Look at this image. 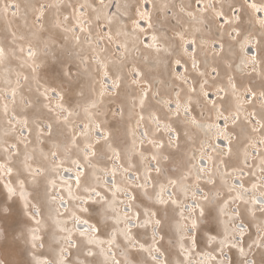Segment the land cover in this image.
Instances as JSON below:
<instances>
[{
    "label": "rangeland",
    "instance_id": "rangeland-1",
    "mask_svg": "<svg viewBox=\"0 0 264 264\" xmlns=\"http://www.w3.org/2000/svg\"><path fill=\"white\" fill-rule=\"evenodd\" d=\"M108 1L107 11L112 6L114 9L111 13L105 12V19L107 16L116 17L136 36L133 26L140 23L139 17L147 7L145 0H124L119 5L117 0L116 3L114 0ZM12 2L21 6L17 15H9V18L0 16V42L13 59L9 60L12 79H5L0 73L3 115L0 122V159L9 164L10 160L7 161L5 157L17 152L14 148L16 144L19 145L20 155L14 154L15 176L12 183L4 179L5 172L0 171V264L54 263L58 259V252H68L65 257L70 259L69 264H164L161 262L164 258L166 264H196L192 256L200 257L203 254L214 259L203 264H247L249 261L250 264H264V206L254 209L252 205L244 207L241 204L244 197V203H249L254 195L252 187L260 183L257 179L264 173V159L260 158L259 161L263 163L258 162L259 165L252 163V160L247 166L240 163L248 158L250 149L251 152L256 150L257 157L259 141L260 148L264 149V26L253 19L254 12L245 0H163L164 10L160 13L152 11L148 3L153 22L149 34L157 40L153 45L155 52L148 50L141 54L140 46L147 36H140L141 44L131 48L132 55L138 53L139 61L135 60L136 65L126 63L122 66V74L116 78L122 81L119 94H114L113 99L103 103L92 100V90L95 88L97 92L100 86L103 88V82L106 85L111 82L105 81L107 76L101 80L100 71L95 65L100 58L93 57V52L79 51L76 43L79 39L89 43L94 39L98 42L97 46L100 45L104 59L112 58L111 50H114L113 53L118 50L120 43L110 36L107 22L88 20L85 16L82 34L73 36L71 46H65L64 40L59 41L57 37L58 29L73 27L70 24L75 22L77 9L87 12L83 2L0 0V12L8 13L6 8H11ZM88 2L91 8L92 5L98 10L104 8L100 0ZM29 6L32 10L28 9ZM22 10L24 13L28 10L27 14H23V24L16 18L22 15ZM40 11L44 15L40 16ZM43 16L53 22L50 23ZM220 16L225 19L222 23ZM243 20L249 24L241 23ZM259 28L262 30L259 31ZM34 29L40 32L41 39H33ZM45 29H55L57 32L52 31L51 35ZM100 32L105 40L98 38ZM244 40H254L259 45V60L256 59L254 64L250 62L252 67L249 69L240 66L238 51ZM186 41H189L187 49L192 50L190 57L182 55L181 47L185 46ZM194 41L197 44L196 52L194 45L189 44ZM117 56H121L120 60L124 59L121 54L117 53ZM180 61L187 65V71L184 66L180 70L181 74L185 73L182 77L173 75L174 70L178 71ZM137 66L144 74L141 82H138L140 73ZM260 69L263 74L261 79L239 77L238 74L259 73ZM21 79L20 84L17 81ZM141 84H144L143 87ZM136 85L147 89L138 90ZM10 86L18 93L19 98L15 100L17 103L22 100L26 114L18 110L17 115L11 112L10 105L6 103L9 92H12ZM206 89L207 94L204 95ZM57 90L64 94L59 106L50 97L53 92L57 94ZM248 94L249 99L254 98L256 105L250 109L243 105ZM177 97L182 99L181 106L190 114L191 120L185 121H189L194 129H184L182 123L174 119L178 111L166 109L176 108ZM207 98L212 99L208 101ZM235 103H238L236 107ZM192 106L199 110L191 113ZM260 106L263 111L259 109ZM194 115L201 120L200 123L195 122ZM18 117L25 118L30 124V136L18 137V132H23ZM225 117L231 123L238 118L243 122L231 129L235 143L233 157L224 161L216 159L214 175L206 177L205 183L200 184L197 176L192 178L193 174L197 175L194 172L196 154L202 152L200 157H203L205 151L202 148H209L212 140L210 132L216 135V124L220 121L224 123ZM85 125L93 127L95 136L100 125L108 128L111 133L108 146L100 148L92 143ZM175 126L178 129L181 127L184 138L181 136L177 140L173 131ZM77 127L84 128L86 132L77 131ZM205 128L208 132H205ZM261 128L263 133L259 134ZM137 130V134L143 137L139 138L140 143L136 140L138 138H135L136 142L132 139ZM171 132L175 134L174 139ZM19 139L27 149L25 152ZM84 147L90 150V154L82 153ZM212 151L210 148L208 156ZM213 153L215 157L216 152ZM74 160L81 161L79 164L85 166L77 194L70 191L71 185L61 183L58 186V181H61L58 166L62 163L73 164ZM206 161L204 166L208 167ZM150 163L153 171L148 169ZM114 164L115 169L112 167ZM36 167L42 174L30 181L25 169L33 172ZM112 168L116 181L112 172H108ZM211 168L208 169L210 173ZM235 173L244 175L245 184L250 186L244 195L234 193L229 188ZM125 174L137 180L133 184L135 196L123 186ZM108 176L112 186L104 187L102 178L107 181ZM235 179L241 186L240 178H234L233 182ZM25 183L27 186H24ZM9 187L15 190L14 195L9 193ZM59 188L64 190L71 202L69 209L67 204L64 210L58 208L56 193ZM193 188L198 195L199 205L189 196ZM163 191L169 195L168 200L164 201V205H158ZM126 193L130 195L128 199H131L132 209L129 200L124 198ZM183 201L186 203L182 204ZM180 204L183 210L188 205L189 226L179 215ZM189 204L193 206L192 212ZM125 206L128 207L126 213L136 215L134 220H126L120 214ZM79 214L99 228L97 237L100 244L97 248L87 239L84 240L83 236L72 235L71 219ZM235 216L239 217L238 220H234ZM74 225L77 227L76 223ZM234 225L245 230L246 234L238 232L236 236L242 239L245 235L243 240H238L244 241L250 251L247 263L239 256L230 239L229 232ZM88 226L93 229L92 225ZM153 237H158L155 243ZM69 244H73V247L69 248ZM196 248L198 251H195ZM102 249L106 255L102 254ZM191 250L195 251L193 255ZM114 255L118 257L116 261L111 259Z\"/></svg>",
    "mask_w": 264,
    "mask_h": 264
},
{
    "label": "bare ground",
    "instance_id": "bare-ground-1",
    "mask_svg": "<svg viewBox=\"0 0 264 264\" xmlns=\"http://www.w3.org/2000/svg\"><path fill=\"white\" fill-rule=\"evenodd\" d=\"M117 1H118L117 4L119 5V4L123 3L124 0H117ZM145 1H147V3L145 2L146 3L145 6H147V7L144 8L146 11L143 10L142 11V14L140 15V17H139V18H141V20L139 21L140 23H137L136 26H133L134 30L137 32V35L136 36H133L132 33L128 31L127 27H125V25H123L116 17L113 18V17H108L107 16V20L105 19L106 18V14L109 11H110L109 13H111V11L114 9V6H112L111 9L107 11V8H108L110 2L109 1L106 2V0H100V3L102 4L101 6H104V8H102V9L100 8L99 10L96 7H94L93 5H92V8H91V4H90V7H89L88 6V4H89L88 0H80V2H83L85 4V6L87 7V12L86 11H83V10H79V9L76 10L75 22H73V24H70V25H73V27H75V28H73V27L70 26L68 30H60V29H58V36L57 37H58L59 41L60 40H64L65 46H66V44L68 46L69 45L71 46V42L73 40V36L81 35L82 34V32H83L82 29H83V26L85 25L84 20H86V19H88V20L89 19L90 20H100L101 22L102 21L103 22H107L108 27H109V34H110V36L114 40H116V42L119 41V43H120V46H117L118 47V50H115L114 53H113L114 50L113 49L111 50V57L112 58H109V60H108L107 58L104 59V57H103L104 53H101L100 52V45L97 46L98 42L95 41L94 39H92V42L91 43L85 42L82 39L77 40L76 46L79 49V51H81V52L87 51V53L93 52L92 53L93 54V57L98 56L100 58L99 62L96 60L97 63L95 65H97V68L100 71L101 80H103V76H107L108 77V80H109V83L111 82L110 84H107V85H106V82H103V85H104L103 88L100 86L99 87V90H97V92L94 91L95 90V88H94V90H92V93H91L92 100H97V102L100 101L99 103H103V102H105L107 100L109 101V100L113 99L114 98L113 97L114 94H116V95L119 94V92H120L119 89L122 87V81L121 80H117L116 78L119 75L122 74V66L127 65L126 63H134L135 64V60H138L139 61L140 57L139 58L137 57L138 56V53H137V55H132L133 53L131 51V48H132V46H135V45L139 44V39L141 38L140 36H142V35H146L147 36V37L144 38V41H143L144 44L140 46V48H141V54H143L144 51H148V50L151 53H154L155 52V48L156 47L154 48V46L156 45L157 40L156 39H153L152 36L149 34L150 32H152V29L151 28L153 27V22L151 20V18H152L151 13L149 12L150 9H148V3L150 4V8H151L152 11L153 10H156V11H158L160 13L161 11L164 10V2H163V0H159L158 2L156 0H145ZM114 2L116 3V0H114ZM12 3L13 4H12V7L11 8L10 7H7L6 8V12H8V13H6L7 15L4 14L5 12L4 13H1L0 12V16L8 17L9 18V15H10V17H12L13 15H17V13L20 11L19 8L21 6L18 3H16V2L15 3L12 2ZM93 8H95V9H93ZM28 9L29 10H32L31 9V6H29ZM21 12H22V15H19L18 17L16 16V18H18V20L20 21V23L23 24L24 23L23 14H27L28 13V10H27V13H24L23 10ZM105 12H106V14H105ZM223 13H221V14L223 15ZM149 14H150V16H149ZM39 15L42 16L44 14H42V11H40ZM262 15H264V14H262ZM85 16H87V18ZM224 16L228 17L227 14H225V13H224ZM43 17L45 19L46 16H43ZM52 18H53V16H52ZM253 19H255L257 21V15L255 13L253 14ZM46 20L47 21L49 20L50 23L53 22V21L50 20V18H47ZM220 20L222 21V16H220ZM142 21H143V23H142ZM241 23H246L247 25L249 24L248 21H244V20L241 21ZM39 25H40V23H39ZM78 29L80 30L79 32H78ZM45 30L47 32H49L51 35H52V31H55V33L57 32L55 29H53L52 31H50L49 29H45ZM261 30H262V28H259V31H261ZM189 31H191V29ZM263 31L264 30H262V35H264V32ZM101 32H102V30H101ZM101 32H100L98 38H101V39L105 40L104 34H102ZM148 37H150L149 40L147 39ZM34 38H35V40L41 39V34L36 29H34L33 39ZM245 41L246 40H244V43H242L243 47L241 46V50L238 51V52L240 53L239 56H240V59H241L240 66L246 67V69H249V68L252 67V64H250V58L251 57H256V59L258 61L259 60V53H260V51H259V45H258V43H255L254 40H247L248 43H245ZM193 43H194L193 45H194V48H195V51L194 52H196L197 51V44H196L195 41ZM189 44L191 45V43H189ZM246 45L247 46L248 45H252L254 47V50L253 49L252 50L250 49L251 50V54H250L249 50H246L245 51ZM144 48H147V49H144ZM0 49H3V52H4L3 58H0V71H1L0 73H1V75L5 79L7 78V79L11 80L12 78L9 75V71H11L10 70V68H11L10 67V62H9V60L12 59L10 57L11 55H7L6 50H5V47L2 45L1 42H0ZM189 49H192V47H189ZM182 50H183L182 55L184 57H187V56L190 57L189 54L192 53V50L191 51L188 50L187 47H185V46L184 47H181V51ZM254 51H256V55L255 56H253L254 55ZM117 53H118V55L121 54L124 57V59L123 60H120V57L121 56H117ZM180 63L182 64V66H184L186 68V71H187V65H183L184 64L183 61H180ZM30 67H31V65H30ZM94 67H95V72H96L97 71V68H96V66H94ZM137 69H138V71L140 73V75H139L140 77H139L138 82H141L144 74H143V71L138 66H137ZM199 69H201V67ZM174 74L178 75L179 77H182L183 75H185V73L181 74L179 69H178V71L174 70L173 75ZM238 74H239V77H252L254 79H259V78L261 79V77H263L262 76L263 74H262V70L261 69H260V72L259 73H255V72L241 73V72H238ZM205 76H207V75H205ZM173 78L176 79V76H173ZM21 81H22V79L20 81L18 80L17 82H19L21 84ZM143 85L144 84H141V87H143ZM108 87L113 88V90L110 91L108 89ZM132 87H133V85H132ZM136 87L138 88V90L140 89L142 91H145V89H147V88L143 89V88L139 87L138 85H136ZM11 89H12V92L11 93L9 92V95H8L9 98L6 99V101H7L6 103L8 104V106L10 105L11 112L13 114L17 115L16 114V110H18L20 113H25L26 114L25 107L23 105H21L22 100H21V103H20V100H19V103H17V100H15V99L19 98L18 97L19 96L18 93H16V91L14 90V88L11 87ZM11 89H9V90H11ZM13 90H14V92H13ZM207 90L208 89H206V92H205L204 95L207 94ZM57 92H58L57 94L55 92H53V95H50V97H51V100L52 101H55L56 104H58V106H59V105H62L59 101L63 102V100H64V94L60 90H57ZM209 95H210V93H209ZM249 95L250 94H248L247 97L244 98V102L245 103H243V105L247 109H250L251 107L256 106L255 103H254V98L253 99H249ZM218 97H219V95H218ZM211 99L212 98H207L208 101H211ZM181 102H182V99L180 97H177V105H179V108H177V106H176V108H173V110H172V108H168V107L166 109L168 111H174V112L178 111L177 116L174 119L175 120H179L182 123V126L184 127V129H187V130L188 129L189 130L190 129H194V127H192L191 125H189V121L188 122L185 121L186 119L187 120L188 119L191 120L190 119V114L188 113L187 110L183 109V107L181 106ZM230 102H231V100H230ZM236 105H238V103H235L234 104L235 107H236ZM214 106H215V103H214ZM195 107L194 106L190 107L191 113H195L196 111L199 110V108L198 109L196 108L197 110H195ZM1 108H2V104L0 103V122L3 119V115H2V112H1L2 111ZM259 109L261 111H263V109H262L261 106H260ZM167 110L166 111L164 110V112L165 113H168ZM61 113H64V112L62 111ZM226 116H227V114H226ZM194 120H195L196 123H200V121H201V120H198L195 115H194ZM225 120L226 121L224 123L222 121H220L221 123L216 124V127H217V129H215L216 130L215 132L217 133L216 135H213L210 132V135L212 136V140L210 142V147L209 148L206 147L205 150L202 148V151H205V154L203 155V158H207L206 160L209 163L208 167H205L204 166L205 165L204 160L201 159V163L198 161V157L201 156L202 152L196 154V162L194 164V170H195L194 172H196L197 175H194L193 174L192 175V178L194 179V177L197 176L196 178H197L198 182H200V184L205 183L206 177L209 178L210 175H214L213 172H214V169L216 167L215 166L216 159L219 160V161L220 160L224 161L225 159L230 160L233 157V153H234L233 150L235 148V143H233V136L234 135L231 134V131H232L231 129L232 128H235V127H238L243 122H242V120L240 118H238L237 121H235L233 123L229 122L228 121V118H226V117H225ZM17 121L19 122V124L21 126H23L22 127L23 128V132H20L19 131L18 134H17L18 137L20 136V138L22 139V138H26L27 136H30L32 134V129L30 127V124L25 121V118L18 117L17 118ZM24 121L26 122L25 123L26 125H24V123H23ZM85 126L87 127L85 129H86L87 132H89V136L88 137H89V139H90V141L92 143H94L96 146H99L100 148H106L108 146V142L111 141V133H110V130L108 128L100 125L97 128V131H96L99 135L97 134V136H95L92 133L93 127L92 126L90 127L89 125L88 126L85 125ZM48 127L49 126H47V129H48ZM41 128H42V126H41ZM179 128L180 129H178L175 126L174 129H173V131H175V133H176L177 140H180L181 139V136L184 138V134L182 132L183 130L181 129V127H179ZM167 129H168V127H167ZM52 130H53V128H52ZM98 130L101 133H99ZM206 130L207 129L205 128V132H208ZM263 130H264V128H263ZM263 130L261 128L259 134L263 133ZM77 131H85V130H84V128L82 129V128H78L77 127ZM199 131H200V129H199ZM33 132H34V130H33ZM137 132H138V130L136 131V134L134 132V134L132 135V139L135 140V138H138L136 140H138V142H139V138L142 139L143 137L141 135H138ZM26 133H27V135H26ZM146 133L148 134V132H146ZM186 133H189V132H186ZM170 134L173 136V139H174L175 134L172 133V132ZM142 135L144 136V134H142ZM261 136H263V134ZM136 140H135V142H136ZM19 141H20L19 143L21 145V148L25 152L27 149L24 147L25 146L24 143L20 139H19ZM260 143L261 142L259 141L258 144H257V148H258L257 157H255L256 156L255 155L256 150H253V152H251V149H250V151L248 152V156H247L248 158L247 159H244V160H241L240 159L241 160L240 163H242V164H244V165L247 166L249 160H252V163H255L256 162V165H259L258 162H260L259 161L260 158L261 159H264V149L262 150L260 148ZM14 148H16L17 152L11 154L12 155L11 156L12 158L9 155H7L5 157V158H7V161L10 160L9 164L5 163V161H3V160L0 159V164H4L6 168H11L12 169V171H11L10 174H8L6 171H4L5 172L4 179H6V178L9 179L10 180V183L13 182L12 181V178H14V176H15V167H14V163H13L15 161L14 154L20 155L19 145L16 144ZM210 148H212L213 151L211 152L210 156H208L209 155V149ZM83 149H84L82 151L83 154H85V155L90 154V150L87 147H84ZM213 152H216L215 157H214V153ZM22 153H23V151H22ZM11 159L13 161H11ZM79 162H81V161L74 160L73 161V164L67 165V164L62 163V164H60L58 166L59 169H60L59 170V175H60V180H61V181H58V186L61 183L62 184H65V185H71L72 187L70 186V189H71L70 191L74 192V194H77L78 189L81 188V184H82L81 181H82V178H83L81 176V173H82V170L85 169V166H82L83 165L82 163H81L82 165H80ZM261 163H263V162H260V164ZM210 164H211L212 168H211ZM242 164H240V165H242ZM112 167L115 169L116 165L114 164ZM152 167H153L152 166V163H150V165H148V169L150 171H153V168ZM113 168H112L111 171H108V172L109 173L112 172V174L111 173L110 174L113 175L114 181H116V173H115V171H114ZM210 168H211V173L208 170ZM242 168H243V165H242ZM228 169H230V168H228ZM69 172H72L73 174H70ZM262 172H264L263 168H262ZM25 173L30 178V181L38 179V177H40V175L42 174V173H40V169L37 168V167L34 169L33 172L31 170L29 171L28 169H25ZM135 173L137 174V172H135ZM239 173H235V174L232 175L231 180H230V184H229L230 185L229 188L234 193L244 195L245 194V191L248 188H250V186H248V185L245 184V182H244L245 176L244 175H241ZM261 174L262 175H260V178L257 179V181H260V183L257 184V185H255L254 187H252L254 189L253 190V194L254 195H253V197H251V200H249V203L245 204L244 203V200H245L244 198L245 197L243 196L244 197L243 198L242 196H240L241 198L244 199V200L242 199V201H241V204L244 207H246L248 205H252L254 207V209H256V207L260 208V207H263L264 206V199H262V196L264 197V180H263L264 179V175H263L264 173H261ZM68 175L70 177H68ZM130 177L131 178H129L125 174V177L123 178V186H124L125 190H129L130 191L129 193H131L132 196H135V193H134V190H133L134 189L133 188V184H134V181H137V180L133 179L132 175ZM108 178H109V176L107 177V181H105L102 178V183L105 185L104 187L112 186V185H110V182H109V179L110 178L109 179ZM234 178H240L242 185L239 186L236 183V182H238L237 179H235V182H233V179ZM138 180L141 181L140 176H138ZM22 181L24 182L25 180H22ZM24 186H27V183H25ZM172 191L174 192V189ZM197 192H200V191L197 190ZM56 194L58 195V208L61 209V210H64V209H66L65 206L67 204L68 205V209H69L70 208V205H71V202L68 199V196L66 195V193L64 192V190L61 189V188H59L58 193H56ZM161 194H162V201L168 200L167 198L169 197V195H165V191H163ZM196 194L197 193L195 192V190L193 188L192 189V193L189 194V196L191 198H194L197 201V204L199 205L200 202H199L198 197H197L198 195H196ZM125 195L127 196V197L124 196L125 199H128L129 196H130L128 193H126ZM195 195H196V197H194ZM175 199H177V198H175ZM128 200H129L130 208L132 209L131 199H128ZM123 203H124V201H123ZM183 203H186V202L183 201L182 204ZM61 204H63V206H61ZM167 204H169V203H167ZM182 204L179 205L180 210H178V212H179L180 217H182L187 222V225L186 226H189L190 225V219L188 218V214L190 212H188V205H186V209L183 210ZM158 205H164V202L161 203L159 201L158 202ZM171 205L172 204H170V206ZM189 205H191V212H192L193 211V206H192V204H189ZM124 209L125 210H123L121 208V210H120V214L122 215V217L125 218L126 220H128V219L129 220H132V219L134 220L136 215L126 213V210H128V207L127 206H125ZM39 215H40L39 216L40 217V220H42L43 217H42L41 211H40ZM71 218H72V216H71ZM237 218H239V217L235 216V219L234 220H238ZM36 219H38V217H36ZM71 220H73L72 221L73 226H71L72 235H75V236H83L84 240L87 239L88 242L91 240L92 241V244L95 245L93 247L97 248L99 246V244H100L99 243V238L97 237V235L99 234V228L95 224H93L92 222H90L87 219H85L81 214H79L78 216H75ZM76 221H79V223H83V222L87 221V223H85L83 225L78 224V226L75 227L74 223H76ZM131 223L134 224V222H132V221H131ZM136 223L138 225V219H136ZM88 224L92 225L93 228L96 229V231H92V228H90L88 226ZM129 228H134V227L129 226ZM247 229L249 230V227ZM238 232H242V234H246L244 229L242 230L240 227L234 225L233 230L231 232H229L230 239H232V241L234 242L233 243V246L236 248V251L238 252L239 256H241V258L243 259V261L245 260V263H247L246 262V259H247L248 255L250 254V251H249L248 248H246V246L244 244V241L243 242L241 241L242 243L239 242L240 240H243L244 239L245 235H243V237L241 239L238 236H236V234ZM82 233H83V235H82ZM235 237H236L237 240H235ZM157 238L158 237H153V242L154 243L156 242ZM238 239H240V240H238ZM70 241L73 242L72 239ZM142 244H143V242H142ZM156 244L158 245V243H156ZM196 244L197 243L195 241V245ZM69 245H70L69 248H72L73 247V244H69ZM135 245H136V243H135ZM76 247H77V245H76ZM69 248L67 247V250H69ZM195 251H198V249L196 248ZM195 251L191 250L190 251L191 255H193ZM67 253L68 252H65V254H67ZM105 253L106 252L102 249V254L106 255ZM65 254H61V253L58 252V259H56L54 261V263L49 262V264H61V262H63V264H69L70 263V259L67 258V257H65ZM155 254L157 256H159V258H161L160 255H158L157 253H155ZM151 255H154V253H152ZM151 257H153V256H151ZM111 259L113 261H116V259H118V257L114 255V256H112ZM192 259L196 262V264H203L202 262L210 263L211 261L214 260L211 256H207L206 254L200 255V257H199V255L192 256ZM156 261H159V260L156 259ZM161 262H163L164 264H166V259L164 258ZM247 264H250V261Z\"/></svg>",
    "mask_w": 264,
    "mask_h": 264
},
{
    "label": "snow or ice",
    "instance_id": "snow-or-ice-1",
    "mask_svg": "<svg viewBox=\"0 0 264 264\" xmlns=\"http://www.w3.org/2000/svg\"><path fill=\"white\" fill-rule=\"evenodd\" d=\"M247 6L257 15V22L261 25L264 26V0H245ZM219 15V13H218ZM245 43H248V41L246 40ZM243 47V45H242ZM250 51V49H249ZM4 56V52L3 49H0V58H3ZM256 57H251L250 58V62L251 63H255ZM177 108H179V105H177ZM193 123H195L193 121ZM55 155V153L53 154ZM0 171H6L8 174L11 173L12 169L11 168H6L4 164H0ZM9 193L14 195V189L12 188H8ZM161 203H163L164 201H160ZM85 223H87V221H85ZM157 223H159L157 221ZM193 227H195V224L193 225ZM92 231H96L95 228L92 229ZM83 235V233H82ZM211 239V238H210ZM89 243H92V241L90 240ZM37 264H47V262H40L37 261ZM61 264H63V262H61Z\"/></svg>",
    "mask_w": 264,
    "mask_h": 264
},
{
    "label": "flooded vegetation",
    "instance_id": "flooded-vegetation-1",
    "mask_svg": "<svg viewBox=\"0 0 264 264\" xmlns=\"http://www.w3.org/2000/svg\"><path fill=\"white\" fill-rule=\"evenodd\" d=\"M145 2L147 3V1H145ZM146 3H145V4H146ZM220 21H221V20H220ZM222 21H225V19H224L223 17H222ZM222 21H221V23H222ZM239 26H240V25H239ZM188 42H189V41H186V42H185V46H186V47H187ZM191 45H193V42L191 43ZM191 45H190V46H191ZM217 46H218V44H217ZM249 46H250V47H249ZM188 47H189V45H188ZM249 49H251V50L253 49V50H254V47H253L252 45H248V46L245 47V51H246V50H249ZM251 50H250V53H251ZM255 52H256V51H255ZM177 68H178L179 70H182V69H183L182 64L178 63V64H177ZM178 69H177V70H178ZM98 131H99V130H98ZM99 133H101V132H99Z\"/></svg>",
    "mask_w": 264,
    "mask_h": 264
},
{
    "label": "water",
    "instance_id": "water-1",
    "mask_svg": "<svg viewBox=\"0 0 264 264\" xmlns=\"http://www.w3.org/2000/svg\"><path fill=\"white\" fill-rule=\"evenodd\" d=\"M105 78H107L106 76H105ZM105 80H108V78L107 79H105ZM200 159H202V160H204V162L206 161V159L205 158H203V157H199ZM199 159V160H200ZM207 162V161H206ZM78 224H82V223H79V221H76V225L78 226ZM237 224H240V223H237Z\"/></svg>",
    "mask_w": 264,
    "mask_h": 264
}]
</instances>
